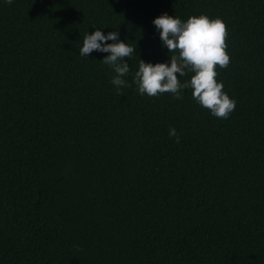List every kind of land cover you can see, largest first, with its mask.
I'll list each match as a JSON object with an SVG mask.
<instances>
[{"label": "trees", "instance_id": "16d2710c", "mask_svg": "<svg viewBox=\"0 0 264 264\" xmlns=\"http://www.w3.org/2000/svg\"><path fill=\"white\" fill-rule=\"evenodd\" d=\"M163 14L226 24L228 119L138 92ZM96 30L136 49L121 94ZM0 264H264V0H0Z\"/></svg>", "mask_w": 264, "mask_h": 264}, {"label": "clouds", "instance_id": "9594fccd", "mask_svg": "<svg viewBox=\"0 0 264 264\" xmlns=\"http://www.w3.org/2000/svg\"><path fill=\"white\" fill-rule=\"evenodd\" d=\"M5 2L11 5L13 0ZM153 24L160 34L163 48L170 53V66L168 63L153 65L141 60L134 77L138 92L150 98L171 94L175 99H181L182 90L191 89L192 97L200 107L216 118L228 119L236 108V102L223 91L224 85L218 82L216 70L217 67L227 69L231 62L226 43L227 26L223 20L200 15L185 22L163 14ZM94 51L109 53L102 63L116 73L110 83L121 94L119 89L127 85L123 77L130 71L125 58L130 59L136 49L119 41V31L109 32L106 36L103 31L96 30L94 34H85L79 54L89 57ZM189 73L192 74L190 80L181 83L178 74L184 77ZM169 137L176 138L179 143L175 128L169 129Z\"/></svg>", "mask_w": 264, "mask_h": 264}]
</instances>
